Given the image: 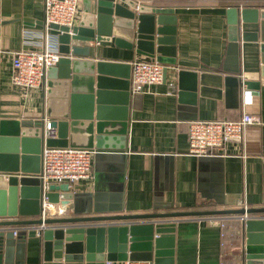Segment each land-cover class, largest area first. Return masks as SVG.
I'll return each instance as SVG.
<instances>
[{
    "label": "crops",
    "instance_id": "crops-1",
    "mask_svg": "<svg viewBox=\"0 0 264 264\" xmlns=\"http://www.w3.org/2000/svg\"><path fill=\"white\" fill-rule=\"evenodd\" d=\"M86 1L93 5V0H79L74 26L81 20ZM131 1L137 6L158 9H264V0ZM170 17L174 44L163 48V57L172 61L165 66V78L159 85L138 93L134 101L130 97L126 111H122L121 104L113 97L110 99L114 102L105 105L106 124L111 125L113 137L123 135V149H84L93 151L90 178L70 189L80 201L82 215L78 217L264 207V85L247 98L242 96L247 90L241 87L242 95L236 100L232 89L223 83L225 77H234V71L239 70L240 74L259 71L258 23L240 22L235 36L229 32L223 16L179 13ZM23 31L29 34L25 40ZM42 31V0H0V123H32L40 117L44 132L46 123L58 120V105L65 102L67 107V101L59 99L58 89L48 87L46 72L37 89L22 91L11 85V53L35 50ZM74 45L89 48L87 59L94 62L129 65L134 59L150 60L112 43ZM231 48L233 52L229 53ZM129 92L131 96L135 94L130 91V67ZM47 109L51 111V118L45 117ZM242 113L253 116L258 124L247 127L240 143L226 144L224 155L192 157L187 154L188 123L233 121ZM4 175L33 177L20 172ZM69 217H73L71 205L57 218ZM13 220L31 218L1 221ZM240 220L238 216H213L145 221L153 224V229L169 230L159 235L164 239L160 249L170 253L153 259L155 262L152 260L151 264H241ZM219 223L224 225L222 238ZM7 228L6 232L16 230L12 236L13 264H37L38 236L28 235L20 226Z\"/></svg>",
    "mask_w": 264,
    "mask_h": 264
},
{
    "label": "water",
    "instance_id": "water-1",
    "mask_svg": "<svg viewBox=\"0 0 264 264\" xmlns=\"http://www.w3.org/2000/svg\"><path fill=\"white\" fill-rule=\"evenodd\" d=\"M191 13L223 16L231 34H237L239 23H258L260 67L256 73L225 77L224 86L232 89L238 100L241 87L249 95L264 85V9L185 8L158 9L137 6L131 0H93L83 3L78 25L70 29L50 26V35L58 42V62L46 70L48 87L57 88L59 104L56 118L48 122L56 131L54 139H44L40 117L34 122L0 123V264H13L12 231L1 228L21 225H45L28 235L38 236L37 264H104L106 261L148 260L170 252L162 251L160 233L148 220L182 217L238 216L240 220L241 264H264V207L216 210L208 212H172L163 214L78 217V195L66 184L49 186L48 202L63 210L71 205L69 218H40L39 154L42 147L89 150H122V137H113L106 124V104L117 101L126 111L129 92V65L88 60L89 48L74 43H112L117 48L133 50L163 67L172 63L164 58L165 46H172L173 18L170 15ZM259 20V21H258ZM258 21V22H257ZM245 40V35L242 36ZM233 52V48L229 53ZM114 78H120L117 81ZM119 91V92H118ZM244 97V95H242ZM114 98V101L110 99ZM134 101V100H133ZM69 103V104H68ZM51 118V111H45ZM125 122L124 118L121 119ZM83 131L81 132V129ZM8 135V139L3 136ZM80 140H82L80 142ZM119 146V147H115ZM116 148V149H115ZM18 166V167H17ZM30 166V167H29ZM264 170V162H263ZM17 172L33 177H16ZM261 216V217H256ZM29 217L28 221H1ZM154 235V236H153ZM155 262V260H153Z\"/></svg>",
    "mask_w": 264,
    "mask_h": 264
},
{
    "label": "built area",
    "instance_id": "built-area-1",
    "mask_svg": "<svg viewBox=\"0 0 264 264\" xmlns=\"http://www.w3.org/2000/svg\"><path fill=\"white\" fill-rule=\"evenodd\" d=\"M43 31L39 36L40 42L35 50H19L11 53V85L22 91H31L42 84L46 70L54 66L59 59L56 36L50 35V26L70 29L76 22L79 12V0H42ZM29 34L23 31V39ZM130 91L138 94L150 86L162 82L163 66L155 61L134 59L129 62ZM247 98L249 92L244 93ZM244 98V99H245ZM258 121L251 115L242 113L233 121L209 120L193 121L187 125V154L192 157L209 155H224V147L228 143H240L245 130L257 125ZM44 139H54L55 131L46 123L43 132ZM93 151L77 148H47L40 152V170L36 178L40 182V218H57L63 209L48 202L49 186L66 184L69 189L90 178L91 157ZM238 205L242 207L241 202ZM222 229V223L218 224ZM45 225H21L25 231L37 232ZM4 227L2 230L6 231ZM16 230L12 229L15 236ZM104 264H112L106 261ZM121 264H151L148 260H125Z\"/></svg>",
    "mask_w": 264,
    "mask_h": 264
}]
</instances>
